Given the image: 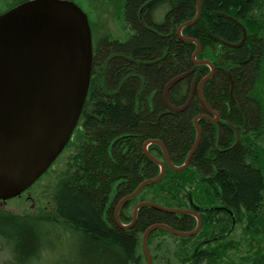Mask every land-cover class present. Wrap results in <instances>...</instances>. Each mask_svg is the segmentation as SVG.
<instances>
[{
    "label": "trees",
    "instance_id": "obj_1",
    "mask_svg": "<svg viewBox=\"0 0 264 264\" xmlns=\"http://www.w3.org/2000/svg\"><path fill=\"white\" fill-rule=\"evenodd\" d=\"M28 1L0 0V15ZM97 1L100 11L119 18L127 32L122 38L110 31L96 38L90 22L93 76L80 122L65 149L72 148L65 169L43 213L22 215L0 208V242L10 256L5 264H51L48 258L57 250L65 264H145L142 236L149 226L162 223L190 232L196 225L194 216L148 207L140 209L137 223L125 230L117 225L114 206L160 173L145 153L147 142H162L179 167L197 140L194 121L205 110L198 87L212 70L195 66L197 44L183 41L178 31L197 16L198 0ZM201 4L200 18L184 28L182 37L198 41L196 60H208L215 70L202 88L204 100L223 118H240L234 106L226 114L231 73L235 99L247 127L257 129L258 137L249 136L245 145L224 151L235 144L234 132L222 126L219 139L217 126L199 120L201 141L190 165L179 172L168 167L157 184L125 202L119 218L131 223L128 211L137 201L178 210L199 207L203 227L197 235L180 238L160 229L149 235L148 247L166 235L179 240L175 256L180 264L223 263L229 250L239 248L230 240L239 225L250 235L254 253L237 264H264V0ZM241 25L247 35L244 45ZM190 70L194 73L170 90L169 102L184 106L196 83L195 96L187 110L173 113L164 104L165 86ZM147 150L164 161L159 144Z\"/></svg>",
    "mask_w": 264,
    "mask_h": 264
},
{
    "label": "water",
    "instance_id": "obj_2",
    "mask_svg": "<svg viewBox=\"0 0 264 264\" xmlns=\"http://www.w3.org/2000/svg\"><path fill=\"white\" fill-rule=\"evenodd\" d=\"M201 2L198 0L195 19L180 26L178 35L183 41L197 44L193 58L195 66L209 65L212 70L198 87L201 102L208 107L202 88L215 70L208 60H196L201 49L199 42L182 37L184 28L200 18ZM241 27L244 39L240 45L247 36L245 28ZM93 46L90 20L74 1L29 0L0 15V203L20 197L31 189L68 147L88 99L93 76ZM193 73L190 70L168 82L164 103L171 112H183L191 105L195 85L187 103L181 107L169 103L168 93ZM204 118L195 119L197 140L185 163L179 167L169 159L160 141L145 144V153L159 165L160 173L156 178L143 181L134 193L120 202L119 207L136 198L147 186L157 184L166 175L168 167L179 172L190 165L201 141L198 122ZM156 143L161 146L166 163L149 154L148 146ZM148 207L167 214L194 215L197 220V227L190 232H180L162 223L149 226L142 237L149 264H152L148 250L151 233L163 229L180 238H193L203 227L201 217L193 210L168 209L148 201L137 204L130 224H122L118 211L117 225L131 229L137 223L139 210Z\"/></svg>",
    "mask_w": 264,
    "mask_h": 264
},
{
    "label": "rangeland",
    "instance_id": "obj_3",
    "mask_svg": "<svg viewBox=\"0 0 264 264\" xmlns=\"http://www.w3.org/2000/svg\"><path fill=\"white\" fill-rule=\"evenodd\" d=\"M75 2L82 8L85 9L86 13L90 16L93 25V30L95 31L96 38L100 37L102 33L110 31L113 36L116 38H122L126 34V30H124L122 22L119 18L116 19L113 15L104 14L100 11L99 2L97 0H75ZM261 90L264 91V86L261 87ZM264 97V92H263ZM264 145V142H263ZM72 148H68V150L64 151V155H62L55 165L49 170V172L42 176V178L29 190L31 199H27V193L25 192L20 197H15V199H11L6 203H0V208L2 210L10 211L12 213L18 214H41L48 207L51 206V195L56 188V184L58 182V174H60L65 169V161L68 158L69 152ZM115 193V190H114ZM114 193L112 194V199H114ZM137 201L128 212L133 216L134 210L137 207ZM191 210V209H187ZM128 223L124 224L127 225ZM143 237V236H142ZM163 239V241H162ZM231 241L238 245V249H231L227 253V258L223 263L218 264H237L239 259L243 256H248L253 254L251 249L253 247V242L251 241V237L248 234H244L243 226L237 227V229L232 234ZM179 240L175 238H170L169 236H162L150 244L148 250L150 252V258L152 264H180V260L176 258L177 251L179 250ZM142 254L144 255L143 261L145 264H149L147 261L145 250H143L142 245ZM70 255V252H68ZM9 253L5 245L0 242V264H5L9 259ZM62 254L55 251V253H51L48 260L51 259V264H65L63 262ZM75 261H69L68 264H74Z\"/></svg>",
    "mask_w": 264,
    "mask_h": 264
},
{
    "label": "flooded vegetation",
    "instance_id": "obj_4",
    "mask_svg": "<svg viewBox=\"0 0 264 264\" xmlns=\"http://www.w3.org/2000/svg\"><path fill=\"white\" fill-rule=\"evenodd\" d=\"M78 5V4H77ZM79 6V5H78ZM80 7V6H79ZM81 9H83V11H85V9L84 8H82V5H81V7H80ZM85 13H86V11H85ZM87 14V13H86ZM87 16H88V20H90V22H91V18H89L90 16L87 14ZM90 26H91V24H90ZM103 34H105V32L104 33H102V35ZM92 35H93V32H92ZM94 41V40H93ZM244 44H245V42H244ZM243 44V45H244ZM234 47H236V45L234 46ZM249 49H250V52H251V47H249ZM251 58V57H250ZM229 78H230V80H231V89H230V91H231V103H228L227 104V106H228V109H227V111H226V114H231L230 112H231V109L229 108L230 106H234V109H235V113H237L236 111H239V113L241 114V117L240 118H238V119H234V118H232V120H230V118H223V114H221L220 112H219V109H214L211 105H208V107H206L204 104H203V107L205 108V110H204V112L202 113V114H200V116H205L206 118H204V120H206L210 125H212L213 127H215V126H217L218 127V136H219V139L222 137V135H223V127L222 126H226L225 127V129H228V130H232V132H234V135H235V144H233V146L231 147H228V148H224L223 150L224 151H228V150H231V149H233V147H235V146H238L239 144H242V145H245V143H244V141H245V139L246 138H248L249 136H251V138H252V140H255V138H257L258 137V134H257V129H251V128H248L247 127V120H246V117H245V115H244V113L242 112V109H241V105H240V103L239 102H237L236 101V99H235V94H234V91H233V89H234V80H233V78H232V74L230 73L229 74ZM171 81V80H170ZM200 83H201V81H200ZM194 85L196 86V83L195 84H193V87H194ZM200 85V84H199ZM167 86V85H166ZM166 86H165V88H166ZM165 91V90H164ZM170 92V91H169ZM198 93V92H197ZM163 94H164V92H163ZM169 94V93H168ZM199 94V93H198ZM164 96H165V94H164ZM168 101H169V96H168ZM170 103V102H169ZM165 104V103H164ZM168 108V107H167ZM168 110H169V108H168ZM170 111V110H169ZM197 119V118H196ZM201 120V119H200ZM230 121H232V123H230ZM221 123H223V124H221ZM198 126H199V122H198ZM78 127V126H77ZM199 128H200V131H201V134H202V130H201V126H199ZM196 131H197V129H196ZM231 137H230V142L233 140V136H232V134L230 135ZM158 141V140H157ZM162 143V142H161ZM162 145L164 146V144L162 143ZM160 146V145H159ZM161 147V146H160ZM164 148H165V146H164ZM162 149V148H161ZM64 153V152H63ZM62 153V155H64ZM168 153V152H167ZM163 154H164V152H163ZM61 155V156H62ZM60 156V157H61ZM169 156V155H168ZM59 157V158H60ZM153 157V156H152ZM154 158V157H153ZM159 161H161V160H159ZM164 161H165V156H164ZM164 161H162L163 163H166V161L164 162ZM30 191H26V193H27V199H31V195H30V193H29ZM127 197V196H126ZM125 198H123V199H121V200H119V201H117L116 203H115V209H114V218H115V216H116V213L119 211V214H120V212H121V210H122V208H123V206L125 205V204H123L122 206H120L119 207V204H120V202L122 201V200H124ZM195 213H197V211H199L200 210V208L199 207H195L194 209H192ZM192 210H190V211H192ZM191 216V215H190ZM192 216H194V215H192ZM195 217V216H194ZM196 218V217H195ZM197 223V222H196ZM197 227V225H195L194 226V229ZM193 229V230H194ZM192 230V231H193Z\"/></svg>",
    "mask_w": 264,
    "mask_h": 264
},
{
    "label": "bare ground",
    "instance_id": "obj_5",
    "mask_svg": "<svg viewBox=\"0 0 264 264\" xmlns=\"http://www.w3.org/2000/svg\"><path fill=\"white\" fill-rule=\"evenodd\" d=\"M200 97V96H199ZM201 100V99H200Z\"/></svg>",
    "mask_w": 264,
    "mask_h": 264
}]
</instances>
